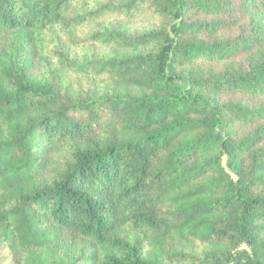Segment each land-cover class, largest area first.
<instances>
[{"label":"trees","instance_id":"trees-1","mask_svg":"<svg viewBox=\"0 0 264 264\" xmlns=\"http://www.w3.org/2000/svg\"><path fill=\"white\" fill-rule=\"evenodd\" d=\"M232 5L0 0V249L15 264H264V104L221 99L264 94V46L247 70L193 68L245 44L199 37L225 24L200 14ZM141 14L142 30L105 25ZM11 32L57 58L54 80L12 67Z\"/></svg>","mask_w":264,"mask_h":264},{"label":"rangeland","instance_id":"rangeland-1","mask_svg":"<svg viewBox=\"0 0 264 264\" xmlns=\"http://www.w3.org/2000/svg\"><path fill=\"white\" fill-rule=\"evenodd\" d=\"M232 1V8L229 11L222 13L200 14L198 19L201 21H224V25H220L215 31L205 32L199 37L205 41H215L223 38H237L244 39V43L239 50L230 54L227 58H213L203 59L195 64L193 68L198 69L204 73L216 72L222 73L225 70H247L250 66L256 63L259 57V52L264 46V10L255 4L246 7L238 0ZM134 20L128 18L112 17L108 24L114 27L119 26L126 28L129 31H136L143 29L146 26L144 16L136 15ZM145 23V25H144ZM23 32H11L1 43V51L4 52L6 58L12 62L13 68L25 67L27 63L33 64L32 74L36 80H54L58 70L62 64L57 58H48L39 41L36 44H31L25 38ZM88 48H75L72 57L83 58L87 53ZM44 54V55H42ZM222 101H234L249 107H257L264 104V94L260 96H253L247 94L226 93L221 95ZM264 124V119L260 124ZM255 127V123L241 126L239 128V135L243 132L249 131ZM264 144V141H263ZM0 264H15L10 255L9 249H0Z\"/></svg>","mask_w":264,"mask_h":264}]
</instances>
